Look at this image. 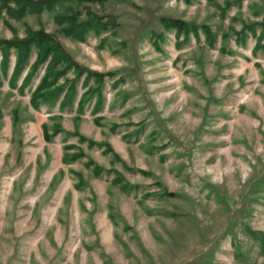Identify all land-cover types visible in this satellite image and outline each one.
Segmentation results:
<instances>
[{
    "label": "rangeland",
    "instance_id": "374dc122",
    "mask_svg": "<svg viewBox=\"0 0 264 264\" xmlns=\"http://www.w3.org/2000/svg\"><path fill=\"white\" fill-rule=\"evenodd\" d=\"M86 6L114 21L84 40L65 35L54 15ZM9 12L0 40L48 34L82 73L53 84L75 83L69 102L62 92L34 108L50 56L31 70V44L11 87V47L0 71V264H264L248 234L264 232V0ZM163 17L207 25L215 44L201 30L177 36Z\"/></svg>",
    "mask_w": 264,
    "mask_h": 264
},
{
    "label": "trees",
    "instance_id": "16d2710c",
    "mask_svg": "<svg viewBox=\"0 0 264 264\" xmlns=\"http://www.w3.org/2000/svg\"><path fill=\"white\" fill-rule=\"evenodd\" d=\"M94 0H0V11L1 8L4 7L9 10L10 14L20 16L25 12H30L32 10L38 11L40 13L42 10H53L56 5H65V3L71 4L73 2L83 3ZM9 2H15V5H11ZM34 8V9H33ZM90 7H85L84 10H74L72 8L64 11H59L54 15V20L61 27V31L74 39L84 40L87 32L90 30L95 34H100L102 31L109 28L110 23L114 21L111 16L108 21L103 20L101 15H97L95 12L90 10ZM226 11L225 8L222 9V12ZM14 13V14H13ZM161 23L167 29L174 30L177 36L183 35L184 37L193 34L194 36H199V31L201 30L204 35L209 46H213L216 41V34L214 33L210 27L207 25H197L194 23H188L186 21L175 19V18H161ZM257 24V23H256ZM255 25H248V30L250 32L255 31ZM258 25L262 26L261 23ZM243 31V30H242ZM240 31L236 32L237 34ZM264 35V27L263 33L260 38ZM28 38L21 39L17 41L13 40H0V52H1V60H0V71L2 75H6L8 70V56L11 47H14L16 50V63L12 70V73L9 77V84L11 87H14L16 80L27 64V59L29 56V47L31 44H36L37 52L34 62L31 65V70H35L40 64H42L49 56L50 60L46 65V70L44 71L43 76L41 77L40 82L38 83L36 89L32 92L30 97V104L34 107H38V103L40 100H51L56 98L64 92L59 105L63 106L66 102H69L75 93V83H72L68 88H64L62 86L53 85L58 79L64 75L67 70L71 67L75 68L78 74L82 73V69L75 64L73 61L69 60V57L64 53V50L56 43L52 37L48 34H39V36H34L33 32L30 31V34L27 36ZM260 38L256 39V43L254 44L253 50H257L260 44ZM237 39H240L239 36ZM88 72V70H87ZM31 72H28L23 77L21 84L18 87V91L22 93L24 85L30 80ZM79 76V75H78ZM86 80H88V76H86ZM1 84V82H0ZM53 86L51 89H47ZM45 90V91H44ZM49 90V91H48ZM94 89L92 93H94ZM44 133L46 130V124L43 125ZM67 147H74V145H69ZM77 156V154L75 155ZM89 161L87 164H90ZM100 168H97L99 170ZM98 173V171H95ZM115 182H120V177L114 179ZM127 183L121 184L123 188H128L131 186H126ZM249 236L258 242L259 249L261 255L264 256V232L250 230L248 232Z\"/></svg>",
    "mask_w": 264,
    "mask_h": 264
},
{
    "label": "crops",
    "instance_id": "0c3cea01",
    "mask_svg": "<svg viewBox=\"0 0 264 264\" xmlns=\"http://www.w3.org/2000/svg\"><path fill=\"white\" fill-rule=\"evenodd\" d=\"M23 76L21 75V77H20V79L19 80H21V78H22Z\"/></svg>",
    "mask_w": 264,
    "mask_h": 264
}]
</instances>
